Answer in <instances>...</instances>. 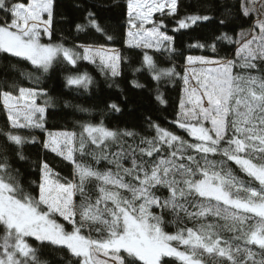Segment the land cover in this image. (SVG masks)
<instances>
[{"label":"snow or ice","instance_id":"6c2138e0","mask_svg":"<svg viewBox=\"0 0 264 264\" xmlns=\"http://www.w3.org/2000/svg\"><path fill=\"white\" fill-rule=\"evenodd\" d=\"M54 4L0 0V53L42 73L60 61L76 68L83 60L118 76V50L51 42ZM177 6L178 0H126L127 45L174 53L173 37L161 30L163 20L154 22L153 17L174 16ZM241 9L244 16L255 11L244 0ZM86 19L77 31L90 27L104 33L93 12ZM210 19L192 14L177 24L188 29ZM239 36L236 41L227 34L216 37L237 45L234 58L188 55L183 75L175 66L158 68L144 53L142 67L154 80L182 81L171 123L191 140L151 121V137L110 129L103 122L84 123L79 132L48 131V93L39 86V75L27 74L35 87L0 90L9 125L3 135L16 157L25 160L24 145L39 143L72 165L71 177H65L41 161L34 196L20 186L9 157H0V264H41L28 238L66 248L77 264H171L164 258L176 264H264V18ZM190 47L216 51L215 44ZM91 83L87 73L66 77L68 87ZM157 99L166 103L159 95ZM108 107L120 111L116 103ZM33 129L44 131L46 138L23 134ZM85 156L111 167L78 159ZM165 212L173 216L174 232L165 230Z\"/></svg>","mask_w":264,"mask_h":264},{"label":"trees","instance_id":"16d2710c","mask_svg":"<svg viewBox=\"0 0 264 264\" xmlns=\"http://www.w3.org/2000/svg\"><path fill=\"white\" fill-rule=\"evenodd\" d=\"M89 11L94 13V18L104 33L112 37L111 40H108L104 33L90 27L84 31H77V24H87L86 17ZM126 12V0H55L54 4L51 42L63 43L66 47L91 44L117 49L121 56L118 76L105 74L97 65L83 60L79 61L76 68L60 61L55 63L48 73H42L26 61H19L0 53V90L12 91L14 90L12 85L35 87L27 74L39 75L41 77L39 86L48 93L49 103L45 114V128L48 131L79 132L80 126L84 123L103 122L110 129L131 130L139 136L151 137L154 135V129L149 126L151 121L191 140L183 130L171 123L178 111L182 81L178 78L169 80L165 77L158 82L152 78L146 67H142L143 56L147 51L127 45L126 34L129 25ZM192 14L208 15L211 19L200 21L188 29H179L177 21ZM159 20H163L165 25L161 30L173 37L172 46L175 52H161L159 55L147 53L153 57L158 68L175 66L181 75L188 55H203L212 59L234 58L236 44L217 40L216 37L227 34L236 41L237 34L250 28L253 23L251 15H243L241 0H178L176 14L154 17V22ZM221 20L224 21L223 24L220 23ZM43 39L49 42L47 37ZM197 42L204 45L215 44L216 51L213 52L209 47H190ZM77 73H87L92 77V83L87 88L66 86V77ZM158 95L166 103L162 104L157 99ZM37 103L43 104V100H38ZM112 103L119 106V112L108 107ZM8 130L7 118L0 105V157L4 155L9 157L14 175L25 191L34 196L38 195V189L33 181L39 182L41 161H46L61 176L71 177L72 165L42 149L39 143L25 144L23 154L26 159L19 160L15 155L14 146L6 144L3 133ZM23 134L35 135L38 141H43L46 137V133L39 129L23 130ZM78 159L95 165L90 156ZM95 166L111 167L105 161ZM153 211L160 214L159 209ZM163 215L165 230L169 233L174 232L176 225L170 223L173 216L168 212ZM186 223L189 227L193 226L191 222ZM63 224L66 230L71 229L70 225ZM29 242L37 248L41 264H77L76 258L66 248L40 244L34 239H29ZM164 259L176 264L171 258Z\"/></svg>","mask_w":264,"mask_h":264},{"label":"rangeland","instance_id":"374dc122","mask_svg":"<svg viewBox=\"0 0 264 264\" xmlns=\"http://www.w3.org/2000/svg\"><path fill=\"white\" fill-rule=\"evenodd\" d=\"M244 3H245L246 6L255 9V11H253V12L250 14V15L253 17V23H254V21H255L257 18H264V7H262V5H264V0H255V3H254V4L251 2V0H244ZM166 11H167V10H166ZM156 16H161V15H160L159 13H157V14L154 15V17H156ZM154 17H153V20H154ZM253 23H252V25H251L250 28H252ZM146 27H147V28H151L152 25H146ZM250 28H248V29H246V30H244V31H241V32H246V31H248ZM241 32H239V33L237 34V36H236V40H238V39L240 38L239 34H240ZM126 39H127V36H126ZM236 47H237V45L235 46V50H236ZM107 48H109V47H107ZM111 49H115V48H111ZM116 50H117V49H116ZM143 50H145V51H147V52H153V53H155V54H157V55H159V54L161 53L160 51H156V50H154V49H143ZM234 54H235V51H234ZM87 62H88V61H87ZM185 66H186V62H185V65L183 66V73H184ZM197 67H198V66H197ZM109 75H110V74H109ZM182 88H183V87H182ZM181 95H182V89H181L180 97H181ZM179 101H180V100H179ZM2 108H3V107H2ZM3 111H4V110H3ZM4 113H5V111H4ZM5 116H6V113H5ZM6 118H7V116H6ZM55 132H58V131H55ZM45 138H46V137H45ZM45 138H44V139H45ZM53 154H54V153H53ZM59 158L63 160V158H61V157H59ZM64 161H65V160H64ZM66 162H67V161H66ZM69 164H70V163H69ZM57 219L60 220L62 223L68 224L66 221H63L62 218L57 217ZM68 225H69V224H68ZM70 226H71V225H70ZM28 239H33V238H28Z\"/></svg>","mask_w":264,"mask_h":264}]
</instances>
